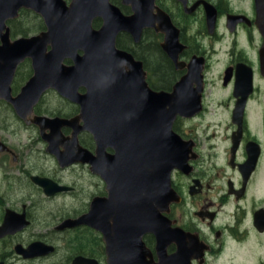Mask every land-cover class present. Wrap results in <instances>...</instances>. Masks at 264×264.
<instances>
[{
  "label": "flooded vegetation",
  "instance_id": "flooded-vegetation-1",
  "mask_svg": "<svg viewBox=\"0 0 264 264\" xmlns=\"http://www.w3.org/2000/svg\"><path fill=\"white\" fill-rule=\"evenodd\" d=\"M61 1L68 6L72 0ZM106 2L125 18L138 12L141 25L132 26L130 32H118L114 47L140 62L149 90L170 94L179 80L193 71L195 80L186 82L179 92L184 100L197 95L199 105L195 110L192 105L185 106L184 115H176L171 126L185 147L184 170L170 172L172 195L167 209H157L154 199L147 203L152 208L145 215V194L141 198L132 194L129 200L125 191L123 153L117 145L100 147L92 134L79 130L82 122L72 121L79 112L75 103L48 89L33 105L28 120H70L69 125L59 128L57 147L48 153L39 128L24 124L12 106L0 100L9 119L13 117L23 130L36 133L39 154L50 158L54 165L53 171L42 167L39 173L25 170L18 164L21 153L8 141L0 140V264H73L75 258L85 259L88 264H264V68L260 60L263 37L257 27L260 8L264 13V0ZM20 12L12 19L13 23L18 21L12 27L20 24ZM211 14L214 24L209 32L206 20ZM34 16L40 21L39 30L30 35L45 30L40 18ZM166 23L176 31V39L164 41ZM101 24L99 18L90 23L93 30ZM132 34H139L137 41ZM19 36L23 35L12 39ZM163 45L176 55L175 63ZM63 64L70 65V61L64 60ZM31 74L29 59L18 64L11 83L12 96L18 94ZM76 92L83 94L84 89ZM49 95L64 108L48 109L45 99ZM204 118H218V126L212 122L202 125ZM2 128V132L8 131ZM51 132V128L41 129L44 136ZM54 152L63 166L58 165ZM84 152L91 163H80ZM15 164L23 177H12ZM74 170L82 173L77 175L79 179L83 174L88 176L85 198L56 212L59 216L48 223L34 225L28 204L12 205V178L15 183L25 179L45 200L60 195L76 197L78 190L82 192L81 186L78 188L73 180L65 182L61 176ZM31 176L51 180L67 191L46 197L30 181ZM90 206L97 220L106 215L102 223L73 227L63 224L86 214ZM20 215L28 224L12 233V222ZM146 225L156 232L139 235ZM119 226L125 229L119 230ZM99 228L106 230L105 234ZM32 243L51 250L34 257L19 254Z\"/></svg>",
  "mask_w": 264,
  "mask_h": 264
},
{
  "label": "water",
  "instance_id": "water-1",
  "mask_svg": "<svg viewBox=\"0 0 264 264\" xmlns=\"http://www.w3.org/2000/svg\"><path fill=\"white\" fill-rule=\"evenodd\" d=\"M103 1L72 0L65 6L61 0H0V100L9 103L16 117L24 124L32 123L39 128L41 139L47 143L48 153L57 147L59 128L69 125L70 120L46 117L28 120L33 105L48 89L75 103L79 112L72 121L82 122L79 130L92 134L100 147L106 144L117 145L123 153L128 199L132 194L141 198L144 193V214L147 215V209L152 208L147 203L151 204L154 199L157 200L156 208L163 212L172 195L170 172L172 169L183 171L185 164V147L172 132V122L176 115H184L185 106L192 105L195 110L199 105L197 95L193 98L188 96L184 100L179 89L186 82L194 81L195 77L193 71L183 76L170 94L149 90L140 62L114 47V38L118 32H130L132 26L137 25L138 28L141 25L138 12L134 11L133 16L125 18L106 0ZM19 10H28L37 15L45 30L35 35L11 39L7 22L16 18ZM96 18L101 19L102 24L93 30L90 23ZM206 21L207 29L211 32L214 15H209ZM257 27L263 37L260 58L263 69L264 13L261 8ZM163 28L164 41H169L170 37L176 39V31L171 26L169 28L166 23ZM132 36L137 41L139 34ZM162 47L175 63L176 55L170 53L165 45ZM25 59L31 62L32 74L20 87L18 94L12 96L14 71ZM64 60L70 61V65H64ZM78 88L84 89V93H77ZM45 128H51L53 132L44 136L41 129ZM54 155L58 165L63 166L59 154L54 152ZM79 161L91 163L88 154ZM30 181L46 197L67 191L46 178L31 176ZM105 217L100 216V220H97L90 206L86 214L63 224L66 227L93 226L94 223H102ZM27 224L23 215L17 216L12 222V233ZM147 228L146 225L138 234L156 232ZM118 229L125 228L119 226ZM99 231L103 234L106 232L100 228ZM44 248L41 243H32L17 253L23 257H34L51 250L49 247ZM73 264H88V261L75 258Z\"/></svg>",
  "mask_w": 264,
  "mask_h": 264
},
{
  "label": "rangeland",
  "instance_id": "rangeland-1",
  "mask_svg": "<svg viewBox=\"0 0 264 264\" xmlns=\"http://www.w3.org/2000/svg\"><path fill=\"white\" fill-rule=\"evenodd\" d=\"M25 13L26 14H23L22 18H20V24L16 25L15 28L20 31H26L27 35H30L39 30L40 21L37 17L34 16V14L30 13L29 11H26ZM45 102L48 109L58 110L64 108V106L53 95L47 96ZM66 110L67 109H64L63 111ZM5 112L6 110L4 106L0 105V129H3V126L7 127L6 129H8V131L4 132L0 130V140L4 139L8 141V143L12 145V147L15 148L17 152L21 153L22 159H20V162L18 164L24 167L25 170L35 171L37 173L43 171L46 168L53 171L54 165L51 159L48 157L43 158V156L38 152L40 146L36 140V133L29 130H23L22 125L13 117L9 116V119L6 116ZM210 122L215 123V126L217 127L219 119L204 118L202 121V125ZM29 150L31 151L29 152ZM15 167H17L16 164L14 165V169L16 171L12 169V177H23L22 174L17 172L19 169ZM41 167L43 168V170L40 169ZM81 174L82 173L79 170H74L67 173H62L61 176L62 180L65 182H70L71 180L76 182L75 184L78 188L81 186L82 192L78 190L76 197L74 196L72 198H69L60 195L53 200H45L42 195L30 185L29 182L25 181V179L22 181L17 180L18 183H15L16 179L12 178V205L16 206L21 202L28 204L33 213L32 224L39 225L48 223L51 218L59 216L56 212L60 213L62 211H65L70 206H74L75 203H79L80 200H83L85 198L84 192L88 190L87 187L89 181L86 174H83V178L79 179L78 176H81ZM2 175L3 173L0 170V177ZM54 176L57 177V174H54ZM74 199L76 200L73 204L72 202ZM33 230L36 231L35 228H33Z\"/></svg>",
  "mask_w": 264,
  "mask_h": 264
},
{
  "label": "trees",
  "instance_id": "trees-1",
  "mask_svg": "<svg viewBox=\"0 0 264 264\" xmlns=\"http://www.w3.org/2000/svg\"><path fill=\"white\" fill-rule=\"evenodd\" d=\"M25 12L26 11L21 10V12L19 13L20 18L23 16V14H26ZM17 23H18V21L14 22V23L12 21L9 22L10 29H11V35L13 37L16 36V35H23V36L27 35L26 31H20V30H17L15 27H12L13 24H17ZM12 28H13V33H12Z\"/></svg>",
  "mask_w": 264,
  "mask_h": 264
}]
</instances>
